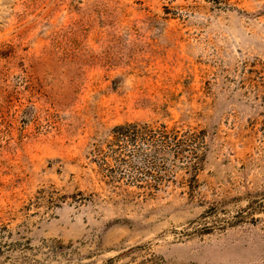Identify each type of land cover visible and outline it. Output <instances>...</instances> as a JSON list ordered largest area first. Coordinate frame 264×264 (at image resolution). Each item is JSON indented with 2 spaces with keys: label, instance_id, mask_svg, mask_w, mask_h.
Returning <instances> with one entry per match:
<instances>
[{
  "label": "rangeland",
  "instance_id": "obj_1",
  "mask_svg": "<svg viewBox=\"0 0 264 264\" xmlns=\"http://www.w3.org/2000/svg\"><path fill=\"white\" fill-rule=\"evenodd\" d=\"M0 264H264V0H0Z\"/></svg>",
  "mask_w": 264,
  "mask_h": 264
}]
</instances>
